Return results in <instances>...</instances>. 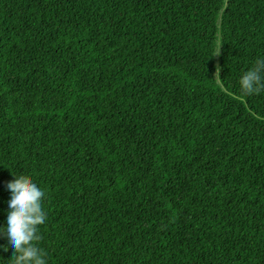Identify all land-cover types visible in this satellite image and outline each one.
I'll list each match as a JSON object with an SVG mask.
<instances>
[{"label":"trees","instance_id":"trees-1","mask_svg":"<svg viewBox=\"0 0 264 264\" xmlns=\"http://www.w3.org/2000/svg\"><path fill=\"white\" fill-rule=\"evenodd\" d=\"M260 58L264 0H0V224L23 175L48 264H264Z\"/></svg>","mask_w":264,"mask_h":264},{"label":"clouds","instance_id":"clouds-1","mask_svg":"<svg viewBox=\"0 0 264 264\" xmlns=\"http://www.w3.org/2000/svg\"><path fill=\"white\" fill-rule=\"evenodd\" d=\"M240 85L244 94L264 90V58L257 59L255 65L241 76ZM6 187L10 196L6 219L0 224V237L11 249L9 264H48L43 249L35 243L40 239L38 226L46 220L44 189L23 175L14 176Z\"/></svg>","mask_w":264,"mask_h":264}]
</instances>
